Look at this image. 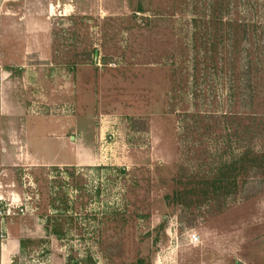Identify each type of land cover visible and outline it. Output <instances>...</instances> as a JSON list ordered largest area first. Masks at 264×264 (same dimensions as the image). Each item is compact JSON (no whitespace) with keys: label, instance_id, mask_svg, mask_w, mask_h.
Returning a JSON list of instances; mask_svg holds the SVG:
<instances>
[{"label":"rangeland","instance_id":"1","mask_svg":"<svg viewBox=\"0 0 264 264\" xmlns=\"http://www.w3.org/2000/svg\"><path fill=\"white\" fill-rule=\"evenodd\" d=\"M32 1L0 0V264H264V191L165 200L185 114L264 112L257 3L53 0L33 28Z\"/></svg>","mask_w":264,"mask_h":264},{"label":"trees","instance_id":"2","mask_svg":"<svg viewBox=\"0 0 264 264\" xmlns=\"http://www.w3.org/2000/svg\"><path fill=\"white\" fill-rule=\"evenodd\" d=\"M217 1V7L222 10L213 13L222 18L226 0ZM242 1L245 11L255 1V9L247 13L253 14L252 18L258 15L264 20V0ZM241 12L226 8L225 14L229 22L245 20L247 13L242 15ZM247 65L249 69L250 62ZM247 72L248 75L249 70ZM251 81L250 77L252 87ZM252 98L251 95L250 100ZM180 138L182 159L174 179L176 189L165 196L168 204L193 210L207 200L215 213L222 211L231 198L247 200L264 191V112L256 111L252 115L188 113L182 118ZM207 138H213L217 146L209 149ZM190 155L197 159L196 163L188 159Z\"/></svg>","mask_w":264,"mask_h":264},{"label":"crops","instance_id":"3","mask_svg":"<svg viewBox=\"0 0 264 264\" xmlns=\"http://www.w3.org/2000/svg\"><path fill=\"white\" fill-rule=\"evenodd\" d=\"M20 1H22V0H20ZM95 1V0H94ZM31 3V5L29 6L28 4H25V5H18L17 6V9H14V10H12V12L14 13V14H20V13H23V12H25V11H28V12H31V13H34L33 14V17H30L31 19L30 20H28L29 21V27H38V25H37V23H35L33 20H34V18L35 17H37V16H39V17H41L42 16V13H46L47 11H48V5H51V6H55L56 4L53 2V0H49L47 3H43V2H40V1H37L36 3H34L33 1L32 2H30ZM70 5V7L72 8V10L74 11V10H76L77 8L75 7V6H73V5H71V4H69V3H67V2H64V6H66V8L68 7ZM60 10H62L63 8L60 6V7H58ZM95 9H97V11L99 12L100 10H103L104 12H109L108 11V8H104L102 5H100V4H94V3H92V6L91 7H88L87 9H84V8H78L77 10H78V12L79 11H81V10H83V12H84V10H86V11H91V10H95ZM33 18V19H32ZM15 24H16V26L17 25H19L20 26V23L19 22H14ZM1 92V91H0ZM3 130L1 129L0 130V134L1 133H3L2 132ZM7 247L8 248H10V249H15V245L13 244V243H8V245H7Z\"/></svg>","mask_w":264,"mask_h":264},{"label":"built area","instance_id":"4","mask_svg":"<svg viewBox=\"0 0 264 264\" xmlns=\"http://www.w3.org/2000/svg\"><path fill=\"white\" fill-rule=\"evenodd\" d=\"M0 200H1V198H0ZM8 210H10V209H8ZM11 212V211H10ZM3 213H5L4 212V209L3 210H0V214H3ZM191 240L193 241V242H198L199 241V238H198V236L196 235V234H192L191 235Z\"/></svg>","mask_w":264,"mask_h":264}]
</instances>
